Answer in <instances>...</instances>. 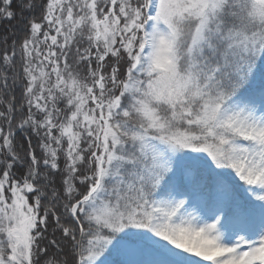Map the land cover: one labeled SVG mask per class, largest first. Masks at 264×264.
<instances>
[{
    "label": "snow or ice",
    "instance_id": "snow-or-ice-1",
    "mask_svg": "<svg viewBox=\"0 0 264 264\" xmlns=\"http://www.w3.org/2000/svg\"><path fill=\"white\" fill-rule=\"evenodd\" d=\"M5 21L0 264H264V0Z\"/></svg>",
    "mask_w": 264,
    "mask_h": 264
},
{
    "label": "trees",
    "instance_id": "trees-1",
    "mask_svg": "<svg viewBox=\"0 0 264 264\" xmlns=\"http://www.w3.org/2000/svg\"><path fill=\"white\" fill-rule=\"evenodd\" d=\"M11 23L13 24H17L18 22L17 21H12ZM8 24L7 21H5L4 23L0 24V33H2L6 27V25Z\"/></svg>",
    "mask_w": 264,
    "mask_h": 264
}]
</instances>
